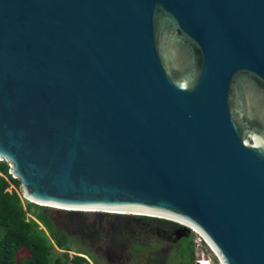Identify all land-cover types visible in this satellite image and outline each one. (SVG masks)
Listing matches in <instances>:
<instances>
[{"label": "water", "instance_id": "1", "mask_svg": "<svg viewBox=\"0 0 264 264\" xmlns=\"http://www.w3.org/2000/svg\"><path fill=\"white\" fill-rule=\"evenodd\" d=\"M0 160L35 204L264 264V0H0Z\"/></svg>", "mask_w": 264, "mask_h": 264}, {"label": "trees", "instance_id": "2", "mask_svg": "<svg viewBox=\"0 0 264 264\" xmlns=\"http://www.w3.org/2000/svg\"><path fill=\"white\" fill-rule=\"evenodd\" d=\"M193 235L164 218L35 204L22 197L19 181L0 160V264H119L106 255L99 258L100 251L125 253L120 264H137L134 254L141 252L146 264H161L164 254L172 260V253L179 264H193ZM174 244L176 250L169 252ZM21 248L27 254L18 257Z\"/></svg>", "mask_w": 264, "mask_h": 264}, {"label": "rangeland", "instance_id": "3", "mask_svg": "<svg viewBox=\"0 0 264 264\" xmlns=\"http://www.w3.org/2000/svg\"><path fill=\"white\" fill-rule=\"evenodd\" d=\"M191 230V229H190ZM193 231V230H191ZM194 235H193V239H194V259H193V264H196V259H206L209 261V264H220L219 260L217 259V256L215 254V252L210 248V246L206 243V241L203 239V237L193 231ZM170 243H174V241H171ZM166 245V244H163ZM163 245L161 246V248L159 247V249H164L162 248ZM177 244L172 245L169 248V252L175 251L176 250V246ZM166 247V246H164ZM165 250V249H164ZM26 251L24 248H21L18 253L17 256L21 257L26 255ZM168 254V252H167ZM103 255H106V258H108L111 261H115V263H123L125 258H127V255L123 252L121 253H108L107 251H105V254L103 252L100 251V255H98V257L103 258ZM134 257H136L137 260V264H146V254H144V252H141L139 255L136 253L134 254ZM171 259H168V255H162V261L161 264H179V256L175 255V253L171 254ZM20 264V263H19Z\"/></svg>", "mask_w": 264, "mask_h": 264}, {"label": "built area", "instance_id": "4", "mask_svg": "<svg viewBox=\"0 0 264 264\" xmlns=\"http://www.w3.org/2000/svg\"><path fill=\"white\" fill-rule=\"evenodd\" d=\"M196 264H209V261L206 259H196Z\"/></svg>", "mask_w": 264, "mask_h": 264}]
</instances>
